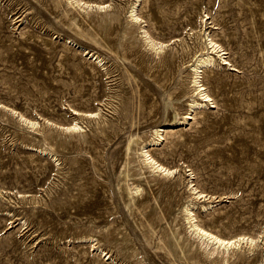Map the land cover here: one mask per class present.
Listing matches in <instances>:
<instances>
[{"label": "rangeland", "instance_id": "374dc122", "mask_svg": "<svg viewBox=\"0 0 264 264\" xmlns=\"http://www.w3.org/2000/svg\"><path fill=\"white\" fill-rule=\"evenodd\" d=\"M87 1L111 9L86 15L67 0H0V107L17 111L0 109V264H115L110 255L119 264H220L194 239L186 257L175 242L174 232L188 238L180 209L193 198L190 181L214 204L195 208L201 225L225 238L263 236L228 264H264V0H142L139 24L128 18L136 0ZM141 27L168 43L164 54L145 48ZM206 32L232 67L203 74L214 104L180 125L188 65ZM70 108L100 114L77 116L80 134L47 123L72 124ZM18 113L42 126L27 129ZM167 122L174 129L152 153L179 174L148 185L152 174L126 146ZM124 171L145 188L129 206Z\"/></svg>", "mask_w": 264, "mask_h": 264}, {"label": "bare ground", "instance_id": "6f19581e", "mask_svg": "<svg viewBox=\"0 0 264 264\" xmlns=\"http://www.w3.org/2000/svg\"><path fill=\"white\" fill-rule=\"evenodd\" d=\"M141 2H142V0L134 1L131 4L130 9L128 11V18L130 19L131 22L136 23V24H139V23L142 22V18L140 17V13L141 12L139 13ZM67 3L69 5V7H72L73 9L77 10L80 14L84 13L86 15L91 14V12H98V13L99 12H105L111 6L110 4H107L108 2L107 3H97V2L87 1V0H67ZM92 16H93V14H92ZM141 28L142 29H141L140 34H141L142 41H143L144 45L146 46L145 48H148L150 51H152L157 56H161L162 54H164L168 43L166 44V43H163L162 41L159 42L158 39L157 40L153 39L152 36H151L152 34L150 35V32H148L147 29H145L144 27H141ZM192 33H194V32H192ZM204 34H205V40H204V46L205 47L203 48V51L201 50L202 52L197 53L196 55H194L193 58L191 59V61L189 62V65H188L189 74L192 77L191 81H189L190 82V87L189 88L191 89V93L192 94H191V96L188 94L191 98L187 102V112L182 117V119L177 120V123H179L180 125L190 124V122L192 120L196 119V115L197 114L203 113V110L204 109H208L210 104H214V98L209 93V91L207 90V87H205V85L203 83V74L207 70H209L210 72H214L213 68H215L216 66H219V65L231 66L232 67L231 62L226 60V57H224V55H225L224 49L222 48V46L218 42H216L213 39L211 33L210 32H206ZM64 40H65V37H64ZM65 41L68 44L72 43V41L69 40V39H66ZM79 48L82 49L83 51H85L86 55L90 59L96 61L97 64H100L102 66L105 65L104 58H101L96 53H92L90 51H87V49L84 48V46L83 47L79 46ZM177 51H179V50H177ZM182 55H184V54H182ZM232 70H235V69L232 68ZM149 107H151V106H149ZM1 108L7 109V110L12 111L15 114H17V111H14L12 108L9 109L7 106H4L3 104L0 107V109ZM70 110H71V115L74 118L72 124H70V125L69 124L68 125L67 124L66 125H61V124H56L55 121L53 123V122H51L49 120H47V123L50 124V125L52 124V125L56 126L59 130L65 132V133H70L72 135L73 134H80V133L84 132V128L85 127L83 125H81L79 121H77L76 117L77 116L78 117L79 116H85V117L95 118V117L99 116V114H100V112H99L100 110L99 111L92 110L93 112H91V111L90 112H81V111H79L78 109H75V108H70ZM144 110H146V109L144 108ZM9 114H11V112ZM17 116L20 118V121L22 122V125L26 126L27 129L29 128V129H31V131H37L38 130V126L40 125V123L38 121L31 120V119L25 117L24 115H22L20 113H18ZM12 118H13V116H12ZM15 120H16V118H15ZM40 126H42V124ZM173 127H174V123L167 122L164 125H161V126L153 128L151 136L149 137V139L144 140L140 136H137V137L131 139L130 142L128 143V145L126 146V151H127L128 154H130L131 152L135 153V156L137 157V159L140 162L141 170L143 171V169L146 168V169H148V172L152 174L153 179H149L148 177H146V183L148 185L151 184V182L154 180V177H156V176L161 177L163 179H166V178L167 179H175L176 175L179 174L178 168L170 167V166L164 164L163 162L159 161L152 153L153 148L157 147V146H159V145H161L163 143V141L166 138V133H168V131L171 128H173ZM44 128H46V127H44ZM36 137H35V139H36ZM35 148H37V147H35ZM38 148H37V150L39 151V153L41 155L46 156V157H52L55 162H59V159H58L59 156L57 157L56 154L52 150H50L48 148H46V149H38ZM38 156H39V154H38ZM136 172H138V171H136ZM145 173L146 172H143V176H144ZM121 177H122L123 182L125 184V192H126L128 198H129V202H128V206H129L130 204L134 203L136 201V199H138L139 197H143L145 188H143L141 184H138L135 181H133V179H132V177H131V175L129 174L128 171L122 172ZM189 184H190L189 185L190 194H191V196H193V198H191L190 201H187V203L184 204L182 206V208L180 209V214L184 218V224L186 225V231H187V234H188L187 240L183 239V237H180V235H179L180 232L178 234L179 236L176 235L175 232H174L175 242L179 246V248L181 250V253H182V255L184 257H186L187 252H189L186 248L190 244L189 243L190 239H194L195 240L194 243H196L197 249H199V251L203 250L204 253H205V256L209 257V259H210V257H219V256H221V263H224V264H228L229 263L231 257H233L236 254V251L238 249H241L244 246H246L248 250L253 251L255 248H257L259 242H261V243L263 242L262 241L263 240L262 239V237H263L262 235H260L258 237H254L255 235L251 236V235H247L246 233L245 234H241L242 233L241 232L240 235H237V236H234V237H230V238H225V237H222L219 234L213 232L211 229H208V228L204 227L203 225H201L199 220H198V217H197L196 213L194 212L195 208L199 207V205H200L199 208L202 207L203 210H209V209H211L213 207L214 204L212 202H205L207 200L209 194L203 193L202 191L198 190L197 187H195L196 185L193 183V181H190ZM144 198H146V197H144ZM124 200L126 201L125 198H124ZM197 200H199V201L203 200V201H201V203H200ZM198 203H200V204H198ZM148 207H149V204H148ZM146 210H148V209H146ZM8 216L11 217V215H8ZM151 222H152V219H151ZM177 225L178 224H176V226ZM85 238L86 239H93L94 237L89 236V237H85ZM160 240H161V238H160ZM263 245H264V243H263ZM191 246H192V242L190 244V247ZM97 249L99 251H101V253H105V250H103L102 248H97ZM193 253H194V251H193ZM107 255L108 254L106 253L105 256H107ZM195 255L197 256V253ZM198 256L200 258V255H198ZM108 259L111 260L112 263L119 264L118 263L119 260L116 262L115 259L112 258L111 255L108 257ZM195 259H196V257H195ZM190 261H191V259H190ZM198 261H199V259L197 260V263H198ZM239 261H241V260H239ZM200 263H201V261H200Z\"/></svg>", "mask_w": 264, "mask_h": 264}]
</instances>
